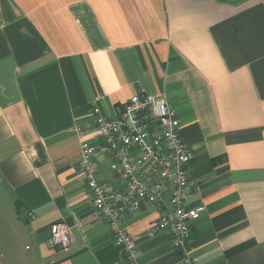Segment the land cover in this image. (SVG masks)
<instances>
[{
	"label": "crops",
	"instance_id": "crops-1",
	"mask_svg": "<svg viewBox=\"0 0 264 264\" xmlns=\"http://www.w3.org/2000/svg\"><path fill=\"white\" fill-rule=\"evenodd\" d=\"M137 93L166 97L192 151L194 264H264V0H0V264H129L77 129L98 142L94 106L113 118ZM110 162L95 173L121 189ZM159 210L125 213L135 264L179 262L170 232L146 235ZM57 220L65 250L48 243Z\"/></svg>",
	"mask_w": 264,
	"mask_h": 264
},
{
	"label": "built area",
	"instance_id": "built-area-1",
	"mask_svg": "<svg viewBox=\"0 0 264 264\" xmlns=\"http://www.w3.org/2000/svg\"><path fill=\"white\" fill-rule=\"evenodd\" d=\"M93 112L98 142L83 138L77 129L81 139L78 165L91 193V205L107 220L114 241L122 247L123 258L135 264L136 241L121 222L126 212L138 210L145 201L160 209L146 235L170 232L179 254L178 264H194L191 229L203 208L185 205L192 151L181 138L175 108L163 95L137 93L124 102L116 117L102 115L98 106ZM104 156L111 159L110 169L124 181L121 189L108 188L96 175L95 161ZM48 243L59 250L70 246L71 230L64 220L50 224Z\"/></svg>",
	"mask_w": 264,
	"mask_h": 264
}]
</instances>
